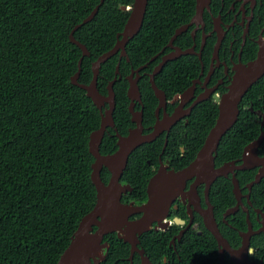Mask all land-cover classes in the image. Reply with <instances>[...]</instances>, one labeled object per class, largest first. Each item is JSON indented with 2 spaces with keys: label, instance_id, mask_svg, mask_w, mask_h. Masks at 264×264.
I'll return each instance as SVG.
<instances>
[{
  "label": "trees",
  "instance_id": "1",
  "mask_svg": "<svg viewBox=\"0 0 264 264\" xmlns=\"http://www.w3.org/2000/svg\"><path fill=\"white\" fill-rule=\"evenodd\" d=\"M100 1L0 0V264H57L82 217L96 203L89 140L100 127L101 113L86 90L71 82L82 49L70 40V33ZM133 2L105 0L93 20L76 30L75 37L91 52L83 59L81 83H90L93 62L115 45L129 17L122 6ZM195 5L196 0H149L143 26L126 47L133 64L141 65L155 54L179 24L189 21ZM118 62L117 54L101 66L98 87L104 94ZM130 65L121 60L123 77L114 87L120 130L130 121ZM263 93L261 80L245 96ZM251 115L240 104L228 144L242 146L257 136L259 122ZM113 133H105L100 146L104 154L117 149ZM132 155L121 181L133 187L127 195L146 197L149 174L143 175L144 163L133 161ZM110 175L103 168L105 182ZM253 176L249 172L248 178ZM113 236V259L127 256L115 249L120 241ZM254 245L264 251V237ZM205 248L212 251L211 246Z\"/></svg>",
  "mask_w": 264,
  "mask_h": 264
},
{
  "label": "flooded vegetation",
  "instance_id": "2",
  "mask_svg": "<svg viewBox=\"0 0 264 264\" xmlns=\"http://www.w3.org/2000/svg\"><path fill=\"white\" fill-rule=\"evenodd\" d=\"M196 5L189 21L179 24L143 64L135 66L129 55L120 58L121 53H117L120 63L126 58L131 64L126 78L132 76L137 80L140 96L135 99L134 114L129 109L130 121L123 122L122 130L115 120V98V125L106 132L112 129L116 137L117 133L128 135L138 126L134 120L137 118L142 134L154 135L132 151L133 161L144 163L143 175L149 174L146 197H132L127 194L133 190L128 191L123 194L124 200L122 197L126 203H146L147 185L162 167L168 171L183 170L207 156V137L219 113L217 97L228 90L237 66L257 59L264 46V0H209L202 16H198ZM184 26L186 29L172 41L176 30ZM261 80L264 74L257 82ZM131 103L130 99L129 108ZM240 104L259 122L257 136L237 146V142L228 144L227 132L224 135L227 139L224 141L223 136L218 147L208 153L207 161H212L215 170L209 180L199 173L188 179L183 194L173 201L169 215L162 221H154L149 230L138 236L135 245L119 238L117 232L106 234L103 239L106 247L96 258L99 262L93 260L92 264H236L231 250L239 249L243 234L251 232L249 247L253 251H248L249 261L264 264L263 248L254 245L264 237V93L244 96ZM262 135L256 150L260 163L241 169L246 148ZM230 163H234L232 169H228ZM249 172H254L252 179L248 178ZM259 173L263 176L256 182ZM122 183L131 185L128 180ZM257 184L263 186L255 191ZM204 213L214 218L223 244L208 228ZM141 215L135 214L131 219ZM175 217L184 223L176 224ZM114 234L120 241L115 249L122 250L119 254L128 253L127 256L114 259L111 256L112 241L116 242ZM207 246L212 248L209 253L204 250Z\"/></svg>",
  "mask_w": 264,
  "mask_h": 264
},
{
  "label": "water",
  "instance_id": "3",
  "mask_svg": "<svg viewBox=\"0 0 264 264\" xmlns=\"http://www.w3.org/2000/svg\"><path fill=\"white\" fill-rule=\"evenodd\" d=\"M104 1L101 0L92 12L82 22L78 23L70 33V40L82 49V56L78 61V70L72 75L71 82L85 89L87 96L92 99L94 105L101 112L100 127L92 131L89 140V149L95 158L92 163L91 179L96 187L97 198L94 207L82 217L78 228L71 237L69 245L62 253L57 264H92L93 260L99 262L96 258L100 257L103 253V248L106 247L103 239L106 234L111 232H117L119 238L135 245L138 241V236L149 230L154 221H162L169 215L173 201L183 194L188 179L199 173L202 176H206L209 180L213 174L211 172L215 170H213L212 161L210 160V163L207 161L208 153L218 147L222 137L235 125L240 114V103L243 97L264 74V46L262 45L258 58L248 64L237 66L228 90L221 97H217L219 113L216 123L207 137L205 145L207 156L198 158L196 162L183 170L168 171L167 168L162 167L147 185L148 201L142 205H137L134 202L126 203L122 200L123 194L132 191L133 187L122 183L121 178L127 167L129 157L139 144L144 141H150L154 135L144 136L140 120L135 118L134 120L138 122V126L131 129L128 135L117 133V149L112 153H102L100 146L107 128L115 125L113 112L116 106V93L114 86L122 77L120 62L116 66L115 77L107 86L108 94H103L100 91L98 80L103 63L117 53H121L120 58L128 55L127 44L141 30L149 1L135 0L131 8L122 6L123 10H129V17L124 29L117 34L115 45L93 62V78L90 83H81L79 78L83 59L85 56H90L91 52L84 43L75 37V32L81 26L93 20ZM208 3L209 0H197L198 16H202L204 7ZM184 29H186V26L176 30L172 41ZM183 52L189 53L190 51ZM128 81V96L132 101L129 109L134 114L135 99L140 96V87L137 80L133 79L132 76L128 77ZM107 103L109 106L106 107ZM262 140L263 135L248 145L245 150V162L240 167L241 169L251 168L252 165L260 163L256 160V150ZM105 167L108 168L111 174L108 182H105L102 177V170ZM233 167L234 163L228 165V169ZM262 176V173H259L256 177V182H259ZM237 187L238 184L236 183V189ZM235 192L239 193V190H235ZM192 193L195 194L194 189H192ZM138 213H142V215L131 219V216ZM204 216L208 228L214 232L219 243L223 244V239L220 236L214 218L210 214H205ZM174 221L176 224L184 223V220L179 217H175ZM251 233H244L242 246L239 249L231 250L236 264H251L248 257V251H253L249 247V236Z\"/></svg>",
  "mask_w": 264,
  "mask_h": 264
},
{
  "label": "clouds",
  "instance_id": "4",
  "mask_svg": "<svg viewBox=\"0 0 264 264\" xmlns=\"http://www.w3.org/2000/svg\"><path fill=\"white\" fill-rule=\"evenodd\" d=\"M131 8V6H129Z\"/></svg>",
  "mask_w": 264,
  "mask_h": 264
},
{
  "label": "built area",
  "instance_id": "5",
  "mask_svg": "<svg viewBox=\"0 0 264 264\" xmlns=\"http://www.w3.org/2000/svg\"><path fill=\"white\" fill-rule=\"evenodd\" d=\"M128 8H130V7H128Z\"/></svg>",
  "mask_w": 264,
  "mask_h": 264
}]
</instances>
